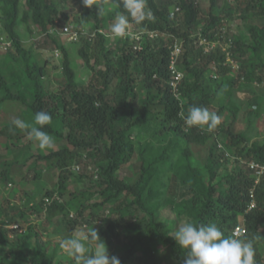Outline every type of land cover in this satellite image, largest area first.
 I'll return each mask as SVG.
<instances>
[{"label":"trees","instance_id":"1","mask_svg":"<svg viewBox=\"0 0 264 264\" xmlns=\"http://www.w3.org/2000/svg\"><path fill=\"white\" fill-rule=\"evenodd\" d=\"M70 1L76 13L66 12V0H0V27L13 45L0 61V142L5 146L0 149V223L27 229L0 228V264H75L72 257L59 256L60 243L47 248L39 236L47 228L32 222L37 216L52 224L58 212L72 224L61 233L63 239L74 237L76 227L87 225V233L95 228L121 264H183L187 250L169 234L185 222L214 223L226 237L251 240L255 264H264V174L256 184L249 167L252 161L264 165V140L250 143L259 96L264 101V0H230L222 8L210 0L206 12L197 0H148L155 19L131 23L144 33L143 40L120 38L113 44L99 32L106 29L104 8L99 14L97 6ZM106 2L115 9L113 21L123 11L120 0ZM62 19L93 25L78 44L86 80L55 36ZM236 20L243 22L239 35L223 38L222 30ZM20 22L38 28L42 42L27 45L17 29ZM203 40L220 43L206 54L199 46ZM222 42L237 68L226 64ZM176 43L182 47L177 67L184 78L175 90L170 66ZM43 48L61 53L59 67L38 59ZM56 68L61 77L53 88L50 73ZM238 93L245 99L237 100ZM215 103L222 120L213 132L188 127L181 117L190 106L213 111ZM40 111L53 117L42 130L64 142L56 149L41 150L26 131L14 129L15 119L31 122ZM241 114L245 129L237 128ZM24 140L27 148L20 144ZM29 162L32 176L14 174ZM73 165H83V171H73ZM91 166L97 172L89 171ZM128 167L130 176L123 173ZM47 170L57 172L55 186L45 193L50 205L44 197L39 200L44 191L38 185H44ZM70 183L81 189L66 199ZM12 201L20 204L9 207ZM162 206L174 209L178 220L159 219ZM238 227L245 232L237 237Z\"/></svg>","mask_w":264,"mask_h":264},{"label":"clouds","instance_id":"2","mask_svg":"<svg viewBox=\"0 0 264 264\" xmlns=\"http://www.w3.org/2000/svg\"><path fill=\"white\" fill-rule=\"evenodd\" d=\"M81 2L87 8L97 6L99 14L102 11V6L97 4L96 0H81ZM120 6L123 11L116 13L110 25V31L116 37L135 38V34L130 30L131 23L140 25L155 19L152 9L148 6V0H120ZM61 29L62 27L59 32ZM79 33L81 35L82 31ZM77 42L79 41L71 43ZM9 43L10 46L6 47V51L12 47V42L8 39L7 44ZM181 117L188 127L197 126L202 131L206 128L208 132H213L222 120L216 112L206 107L196 106H190L187 116L181 113ZM52 122L51 114L40 111L34 115L31 122L18 118L12 123L14 129L26 131L27 135L38 143L41 150H46L54 147L55 140L42 129L45 125H51ZM76 170L78 166L73 165V171ZM10 227L20 229L17 224ZM169 235L181 248L187 250L183 264H255L253 242L248 239L226 237L214 223L197 225L193 222H185ZM60 248L74 259L75 264H121L117 256L110 255L105 241L101 239L95 228L86 235L80 234L63 239ZM90 248H92L91 252Z\"/></svg>","mask_w":264,"mask_h":264},{"label":"rangeland","instance_id":"3","mask_svg":"<svg viewBox=\"0 0 264 264\" xmlns=\"http://www.w3.org/2000/svg\"><path fill=\"white\" fill-rule=\"evenodd\" d=\"M197 2L201 6V8L203 9V12H206L207 9L210 7V4H211L210 0H197ZM96 3L100 4L102 6V8H104L105 11L103 12V14L107 18L106 29H103V30H100V31L104 32L106 35H108V37H110V42L113 44V43H115V41H117V39H120V37L114 36L111 33V31H110V25L114 21V20L111 21V18H112V14L115 12V9L112 6L108 5L106 0H96ZM228 3H231V1L230 0H218V4H219V6L221 8L227 6ZM170 8H173V6H171ZM65 10H66V12H69L71 14L77 12V10L74 9V7H72L70 0H66ZM172 10H174V8ZM222 15H224V14H222ZM182 17H183L182 14H180L179 15L180 21L182 20ZM65 24L69 25L68 23L65 22L64 19L60 20V23L58 24L59 28L65 26ZM242 25H243V22L240 21V20L239 21L236 20L235 22L232 21V22L228 23L225 26V28L222 30V34H223L222 37L225 38V39H231V38H233V36L239 35V29H241ZM69 26H71V28L73 30H75L76 32L82 31V34L79 35V37H78V41L79 42H80L81 36L82 37L83 36H88L90 34L89 33L90 29H91L90 27H93V25H89V24H84L83 27H79L76 24L69 25ZM17 29H18V31H19V33L21 35L22 40L25 43H27V45H29L31 43H34L35 45L37 43L40 44V42H42V40H43V37H42L41 33L39 32L38 28H36L31 22L30 23L20 22ZM130 30L135 35H137L139 33H142L139 30H137L132 24H131V29ZM59 33L60 32L58 30L56 32L55 36L59 37L61 42L68 48V51H69V53L71 55L72 60L75 63V66L77 68V71H78V74H79L81 80H86L89 77L88 76L89 73L86 70V67L84 65L83 60L78 55V49H79L78 48V44H79V42L71 43V42H69V40L67 38H65L64 36H61ZM91 37L92 38L95 37L94 33L91 34ZM142 40H143V38L140 40V42ZM7 41H8V37H7L6 34L2 33V29L0 27V54H1L0 55V61H2L4 59V54L8 53V51L12 48L11 47L8 51H6ZM9 42H11V41L9 40ZM219 43L218 42H216V43L215 42H210L209 44L200 43L199 46L201 45L203 47L204 53L209 54L210 52H213L215 50V48L218 46ZM222 43H223L222 50L226 54V64H231L234 68H237V65H235V62L233 61L232 58H230V55L227 52V50H229L228 43H226L225 45H224V42H222ZM37 56H38V59L41 60L42 62L48 61L49 62L48 64L51 67H54V68L55 67H59L61 62H62L61 53L59 51H56V50L52 51L50 49L43 48V49H41L39 51ZM213 65L216 66L215 64H213ZM213 71H214L213 76H215V78H217L218 76L216 75L217 73H216V68L215 67L213 68ZM50 74H51L50 77H52V81H51L52 84H53L52 86H53V88H55V87L58 86V82L55 81V79H59L61 77L60 68H56L55 70L53 69V71ZM16 87H14V88H16ZM16 90H17V88H16ZM259 97H260V99L258 100V107L259 108H258V111H257V113L255 115L256 118H257L256 128L252 132H250V137L252 138L251 142H250L251 144L253 142H255V141H263L264 140V110L262 109L264 101H263L262 95L259 96ZM242 99L243 100L245 99L244 94L238 93L237 94V100H242ZM214 107L215 108L213 109V111L216 112L217 108H218L217 103H215ZM2 114H4V113L2 112ZM12 114L14 115V113H12ZM237 128L238 129H245V119H244V115L243 114H241L239 116V121L237 123ZM25 142H26L25 140L20 142L22 147L25 146L24 145ZM63 143L64 142L61 141V140L57 141V142H55V145H54L53 148L56 149L60 145H62ZM221 144L222 143L219 142V149L221 151H225L226 149ZM37 145H38V143H37ZM4 148H5V146L1 145V142H0V149H4ZM24 148H27V147L25 146ZM35 149H37L36 145H35ZM27 150H29V149H27ZM198 151L201 153V156L199 157V161H201L204 164V162H205V154L202 152V149H199ZM31 152H33L32 149H31ZM45 153H47V151ZM227 154H228L227 157H229V159L231 161H234L233 156H231V154H229L228 152H227ZM253 162H255V161H252L251 163H253ZM255 163H257V162H255ZM39 164L44 166V167H46V165H47L45 162H43V163L41 162ZM31 165H32V162H29L26 166H22L21 168H16L13 172H14V174L18 173V174L24 175V176L25 175L26 176L27 175H31L32 176L33 174L32 173L30 174L28 172L30 170L29 168H30ZM83 168H84L83 165L82 166H78V170H76V172L79 173V170H80V172L83 171ZM230 168H232L231 165L229 166V169ZM220 170H221V168H220ZM89 171L97 172L95 170L94 166L89 167ZM124 171H125V172H123L124 175L127 174L128 176H130L129 173L132 172V169L130 167H128L127 169L125 168ZM223 172H224V170H223ZM44 176H45L44 180H43L44 181V185H40V184L38 185V188L40 189V191L41 192L44 191L40 195L41 197H39V200H41L42 197L45 198V193L47 191L51 190V188L55 186L56 181H57L56 180V177H57L56 170H52V171L47 170L45 172ZM21 179H22V177H21ZM30 179H32V178H30ZM260 179H261V177H258V176L256 177V181H258V183H259ZM26 185H28V183L24 182L23 185L20 186V188L24 190ZM11 188H12V185H9L7 188H4V190H5L4 192L6 193V195L9 194ZM79 189H81V184L79 185V184H75V183H70L66 199H68V194L75 193V191L77 192ZM44 200L46 201V203L48 205H50L52 203V200L50 199L49 196L46 197ZM63 200H65V198L62 199V200L59 199V201H63ZM18 203L19 202H17V201H12V202H10L9 207H14ZM6 205H8V204H6ZM26 207H28V206L23 204L22 208L26 209ZM173 210L166 209L164 206H162L161 207V211L158 213L159 219L164 217V218H167V219H170V220H175V221L178 220L179 217H178L177 213L175 211H173ZM2 213H3V210H0V219H1ZM71 214H72L71 220H73L74 219V213H71ZM51 221H52V224L42 220V218L41 219L37 218V216H35V217L33 216L32 217L33 224H35L37 226H40V225H42L43 227L45 226V228H47V230H48V231L47 230H40L39 231V236L41 235L40 239L45 243L47 248L53 247V246L61 243V241L63 239L62 238L63 236H62L61 233L64 232V231L65 232L68 231L70 226H72V224H69L68 221L65 220L64 216L61 213H59V212L54 214V215H52ZM180 224H182V223H180ZM180 224H178L177 227ZM2 227L7 228L8 230H12V227H9L8 224L3 223V220H1V223H0V228H2ZM86 228H87V225H83L81 227H76V229L74 230V236L80 235V234H85L86 235L87 234V231H86L87 229ZM15 230H17V229H15ZM26 230H27L26 227H21L17 231L25 232ZM51 232H53V234H54L53 236H50ZM11 239H13V237H11ZM262 246H264V245L262 244ZM1 249H2V246H0V250ZM61 254L65 255V256H69L65 251L60 253L59 256H61Z\"/></svg>","mask_w":264,"mask_h":264},{"label":"built area","instance_id":"4","mask_svg":"<svg viewBox=\"0 0 264 264\" xmlns=\"http://www.w3.org/2000/svg\"><path fill=\"white\" fill-rule=\"evenodd\" d=\"M60 34L64 37H67L70 42L78 41V37L80 35L79 32H76L70 26H63ZM143 34L144 33L142 32V33L135 35V39L137 41H140L143 38ZM151 36L154 37V36H156V34L152 33ZM201 43L209 44L210 42L207 40H203ZM7 46H10V43L7 44ZM135 49H140V46H135ZM181 51H182L181 45L179 43H176L174 45V49L172 51L171 66H170V70H171L172 75H173V80L171 82V86L175 90H176L178 82H180L184 78V74L182 72H180L177 68V61H178L179 55L181 54ZM249 167L251 168V170L256 172V175L258 177H261L264 174V165L253 162V163L249 164ZM256 184H258V181H256ZM252 207H254V204H252ZM244 232H245L244 229H242L241 227H238V228H236L234 235L238 237Z\"/></svg>","mask_w":264,"mask_h":264}]
</instances>
